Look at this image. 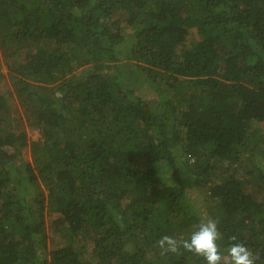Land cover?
Listing matches in <instances>:
<instances>
[{
	"label": "trees",
	"instance_id": "trees-1",
	"mask_svg": "<svg viewBox=\"0 0 264 264\" xmlns=\"http://www.w3.org/2000/svg\"><path fill=\"white\" fill-rule=\"evenodd\" d=\"M5 80L0 264H264V0H0Z\"/></svg>",
	"mask_w": 264,
	"mask_h": 264
},
{
	"label": "clouds",
	"instance_id": "clouds-1",
	"mask_svg": "<svg viewBox=\"0 0 264 264\" xmlns=\"http://www.w3.org/2000/svg\"><path fill=\"white\" fill-rule=\"evenodd\" d=\"M56 96L59 98L60 93ZM219 222L213 218H201L188 239L163 235L156 241L160 255L180 254L181 249L202 258L206 264H256L259 259L244 243H232L226 254L221 250L218 241L221 239ZM232 241L237 237L232 236Z\"/></svg>",
	"mask_w": 264,
	"mask_h": 264
},
{
	"label": "rangeland",
	"instance_id": "rangeland-1",
	"mask_svg": "<svg viewBox=\"0 0 264 264\" xmlns=\"http://www.w3.org/2000/svg\"><path fill=\"white\" fill-rule=\"evenodd\" d=\"M8 82L7 80H5L4 82H2L1 84V87H0V93H4L7 89H8ZM145 90H142V96L145 98V99H148V98H152L154 96V93L152 92L150 86L148 85H145L144 86ZM13 100V101H12ZM13 105L17 106L16 103H15V100L14 98L11 99ZM9 105H11V102H10V99H9ZM15 113V112H14ZM19 115L22 116V113L19 109ZM27 135H28V138L30 140H37L39 137H40V132L38 130H33V129H30V128H27ZM23 155L25 158L29 159L30 158V152H29V149L27 148L26 150H23ZM201 201V200H200ZM201 203V202H200ZM200 205V204H199ZM49 223H50V220H51V217H49ZM89 255V258L92 259V254H91V251L88 253Z\"/></svg>",
	"mask_w": 264,
	"mask_h": 264
}]
</instances>
